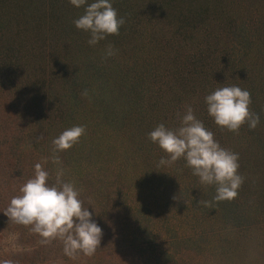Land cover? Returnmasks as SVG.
<instances>
[{
	"label": "trees",
	"instance_id": "16d2710c",
	"mask_svg": "<svg viewBox=\"0 0 264 264\" xmlns=\"http://www.w3.org/2000/svg\"><path fill=\"white\" fill-rule=\"evenodd\" d=\"M92 2V0H89ZM248 6V5H247ZM124 24L90 46L69 0H0V264H264V8L234 0H112ZM111 46L113 54L107 56ZM236 85L259 116L235 131L217 126L203 98ZM86 93V94H85ZM191 106L222 148L238 154L243 182L211 203L183 158L148 139L175 129ZM83 125L69 149L62 131ZM58 157L59 162H54ZM72 182L101 228L91 255H68L58 238L3 215L34 165Z\"/></svg>",
	"mask_w": 264,
	"mask_h": 264
},
{
	"label": "clouds",
	"instance_id": "9594fccd",
	"mask_svg": "<svg viewBox=\"0 0 264 264\" xmlns=\"http://www.w3.org/2000/svg\"><path fill=\"white\" fill-rule=\"evenodd\" d=\"M75 8L83 7V14L73 21L74 27L90 34L87 43L92 46L107 35L118 34L124 24L112 7V0H69ZM113 54L111 46L105 53ZM86 94V93H85ZM203 102L213 122L228 131H237L247 121L250 129L259 123V116L249 111L250 93L239 86L219 87L205 95ZM85 132L83 125L65 129L53 139L55 151L72 147ZM150 142L156 144L167 156L161 157L158 166H168L183 158L192 174L204 185H215L212 201H198L208 207L211 203L232 200L243 178L237 172L238 154L222 148L213 133L198 120L191 106H186L175 129L158 124L148 133ZM58 163V157L54 158ZM58 171L55 183H48L49 173L41 163L34 165V174L19 189V194L9 201L3 215L23 225L43 238H58L68 255L79 251L85 255L95 252L100 243L101 228L92 219L93 212L84 207L79 191L72 182L61 179Z\"/></svg>",
	"mask_w": 264,
	"mask_h": 264
},
{
	"label": "rangeland",
	"instance_id": "374dc122",
	"mask_svg": "<svg viewBox=\"0 0 264 264\" xmlns=\"http://www.w3.org/2000/svg\"><path fill=\"white\" fill-rule=\"evenodd\" d=\"M241 4L246 7H256V8H264V0H234V6L237 8L241 6ZM248 5V6H247ZM264 18V14L261 15ZM0 244L5 246V249L13 248L16 245L15 238L12 236H1L0 235Z\"/></svg>",
	"mask_w": 264,
	"mask_h": 264
}]
</instances>
